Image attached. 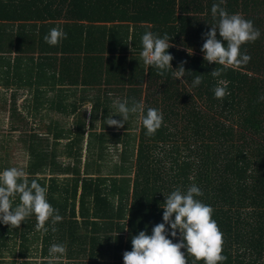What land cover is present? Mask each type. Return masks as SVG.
Segmentation results:
<instances>
[{
	"label": "trees",
	"instance_id": "1",
	"mask_svg": "<svg viewBox=\"0 0 264 264\" xmlns=\"http://www.w3.org/2000/svg\"><path fill=\"white\" fill-rule=\"evenodd\" d=\"M213 3L219 0H0V100L11 105L12 131L29 117L43 123V137L25 134L22 168L47 187L61 217L45 220L46 231L34 214L16 227L0 225V264L5 252L50 264L53 243L66 251L51 264H123L131 237L161 221L163 195L193 183L223 234L222 264H264V0L221 4L260 31L241 45L250 60L238 66L203 59ZM52 27L67 33L55 45L43 39ZM145 31L168 35L171 67L183 61L184 77L143 63ZM223 81L227 94L218 99L213 88ZM20 89L31 95L26 113L14 108ZM124 98L159 109L161 126L147 135L135 113L119 128L106 124L112 114L119 119L114 101ZM0 143V169L11 167L5 136ZM11 199L19 203L18 194Z\"/></svg>",
	"mask_w": 264,
	"mask_h": 264
},
{
	"label": "clouds",
	"instance_id": "2",
	"mask_svg": "<svg viewBox=\"0 0 264 264\" xmlns=\"http://www.w3.org/2000/svg\"><path fill=\"white\" fill-rule=\"evenodd\" d=\"M219 3L211 5L214 23L207 32L202 33L203 43L200 50L206 62L220 65L238 66L247 63L250 56L241 50L245 42L256 40L260 31L253 26L250 19H245L239 13H229ZM219 35V39L217 38ZM62 27H52L43 37L50 45L57 44L66 37ZM140 42L142 49L140 56L147 66L155 67L159 71L172 70L175 78L184 77L183 61L173 70L170 61L173 56L167 49L171 46L170 39L165 33L157 35L145 31ZM220 69L210 71L213 77L220 75ZM201 76L192 78V86H198ZM227 94V81L213 88V95L222 99ZM116 115L119 119L106 117V124L119 128L128 120L131 113H135L145 129L147 135L153 134L163 120L159 109L148 107L144 109L138 102L129 103L127 98L114 101ZM93 105L89 102L87 112L91 115ZM118 113V114H117ZM24 168L7 167L0 169V225L16 227L30 214L37 220L36 228L46 231L44 221L61 219L58 210L54 209L46 199L47 187L37 180L29 181ZM18 194L19 203L13 206L11 197ZM202 190L195 183L185 190L175 187L167 195L160 207L161 221L151 227L150 233L140 229L131 237V250L122 254L123 264H189L186 253L191 254L195 261L203 260V264H218L226 259L222 254V232L212 218V207L203 203L198 197ZM55 230L54 228L52 229ZM178 237V239H173ZM183 249V251H181ZM63 243L50 244L48 252L51 261L59 260L65 253Z\"/></svg>",
	"mask_w": 264,
	"mask_h": 264
},
{
	"label": "crops",
	"instance_id": "3",
	"mask_svg": "<svg viewBox=\"0 0 264 264\" xmlns=\"http://www.w3.org/2000/svg\"><path fill=\"white\" fill-rule=\"evenodd\" d=\"M1 92H2V90H0V97H1ZM11 94H12L11 93V90H9L3 96H5V97L8 98V97H11ZM30 96L31 95L28 93L27 90L20 89L19 91H17V94L15 96V104H14V108H15L16 112H21V113H26L27 112L28 108H25V107L28 104L27 99H29ZM7 103H8V101H7ZM88 104L85 105V108H87ZM10 106H11L10 104H6V103L5 104H2V100H0V112L4 111V109H5V110H7V114H9V108H10ZM43 111H44V108L42 107L41 110H40V112H43ZM87 114H88V112H87ZM8 118L9 117H7V124H8L7 128H8V131L5 132V135H4L5 136V142H6V144H8L10 146L11 145L12 146H16L18 144L17 132H19V131H12V129L10 128L11 122L8 120ZM26 121H27L26 122V126H28V130H30V131H28L29 133L36 132V134L40 135V137H43V123H41L40 125H38V121H36V120H34L33 118H30V117L28 119H26ZM23 123L21 124L22 127H23ZM112 127H114V126L112 125ZM112 127H109V128H112ZM4 136H0V138H2ZM24 139H25V136L23 138H20L21 142ZM22 144H23V142H22ZM10 160H11V157H10ZM10 166L11 167H13V166L17 167V163H15V164L14 163L13 164L10 163ZM4 256H6V258H4V263L5 264H26V263H24L25 261L26 262L27 261L28 262L30 261L29 260L30 258L29 259L28 258H25V259H17V258H15L14 260H12L13 259L11 257L12 255L9 254V253H7V252L4 253ZM14 256L17 257V254L15 253ZM17 260H20L21 262L17 263L16 262ZM40 261H41V259H40Z\"/></svg>",
	"mask_w": 264,
	"mask_h": 264
},
{
	"label": "rangeland",
	"instance_id": "4",
	"mask_svg": "<svg viewBox=\"0 0 264 264\" xmlns=\"http://www.w3.org/2000/svg\"><path fill=\"white\" fill-rule=\"evenodd\" d=\"M7 117H8L7 110L4 109V111L0 112V136L4 135L5 132L8 131ZM28 131H30V130H28V126H25V127L23 126L21 131L19 129V132H17L18 144L16 146L6 145V146H8V149H7L8 154L11 157L10 163L11 164L17 163V167H20V168H22L24 166L25 160H26V153L24 151V147H23V144H22L20 138H23L25 136V134H28ZM0 145H1V143H0ZM0 152L3 153L1 150H0ZM29 260H30L29 262H31L30 264H38V262L40 261V258L39 257L30 258ZM16 262L19 263L21 261L17 260Z\"/></svg>",
	"mask_w": 264,
	"mask_h": 264
}]
</instances>
